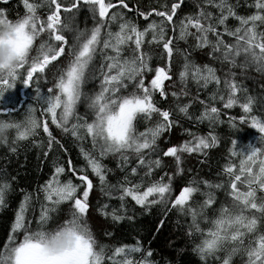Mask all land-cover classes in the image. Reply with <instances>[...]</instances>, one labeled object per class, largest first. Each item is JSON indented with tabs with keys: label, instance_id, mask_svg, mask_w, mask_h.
Here are the masks:
<instances>
[{
	"label": "snow or ice",
	"instance_id": "1",
	"mask_svg": "<svg viewBox=\"0 0 264 264\" xmlns=\"http://www.w3.org/2000/svg\"><path fill=\"white\" fill-rule=\"evenodd\" d=\"M183 3L163 0L155 6L137 3L132 8L128 0H23L24 12L15 19L9 18L7 7H0V25L13 32L24 30L28 37L27 49L19 55L15 69L0 73V98L17 83L34 93L33 102L22 110L0 109V126L9 129L0 145L15 153L20 142L33 138L31 143L49 156L54 148L63 147L61 135L91 143L90 150L81 147L83 166L77 168L71 161L53 165L51 179L41 186L43 199L37 197L40 212L34 226L24 215L31 195H24L7 242L0 247V264H12L16 246L29 233L43 235L56 229L59 234L87 228L89 195L94 187L88 169L98 178L101 192L121 202L111 212L102 205L104 214L113 220L119 221L127 213L126 198L142 210L161 205L164 214L173 210L185 217V235L202 264L209 260L212 264H264V92L247 94L239 81L251 73L264 78V0H253L250 7L255 10L247 15L237 13L230 0H198L191 13L181 17L177 10H183ZM129 14L142 17L144 24ZM80 15L91 17L90 27L80 25ZM229 17L233 18L231 25ZM189 36L209 59L194 62L185 50L182 66L173 71L174 53L181 51L178 42H187ZM157 49L165 56L153 67L150 58L159 54ZM237 68L239 73L233 71ZM218 72L224 74L223 82ZM177 76L184 85L179 90L174 88ZM189 79L199 87L217 86L209 103L200 100L204 107L195 116L197 121L207 120L211 126L219 120L220 110L212 103L218 98L224 108L238 104L244 113L238 119L250 120L249 128L259 133L258 143L245 149L236 138L230 140L229 160L215 183L190 178L181 156L211 148L218 142L215 135L210 133L209 140L190 132L192 140L183 144H161L163 134L179 123L176 113L193 118L189 112L193 101L178 100L189 96ZM169 92L168 103L175 104V109L164 106ZM117 103L128 106V118L125 135L114 141L106 138L102 125L109 104ZM49 117L58 131L50 130ZM109 155L120 161L121 176L114 184L108 183V170L102 163ZM165 157L171 158L170 164ZM231 157L238 159V165ZM14 179L0 172V207L14 190ZM216 190H222L224 197L218 198ZM63 203L68 204L64 215L53 216ZM94 243L97 251L91 264H153L151 249H145L141 240L112 247L97 238Z\"/></svg>",
	"mask_w": 264,
	"mask_h": 264
},
{
	"label": "trees",
	"instance_id": "2",
	"mask_svg": "<svg viewBox=\"0 0 264 264\" xmlns=\"http://www.w3.org/2000/svg\"><path fill=\"white\" fill-rule=\"evenodd\" d=\"M128 2L132 8H135L137 3H141L144 6H155L158 3H162L163 0H128ZM197 2L198 0H184L183 10L178 9V14L183 17L191 13ZM230 2L234 6L235 11L240 15H247L255 10L250 7L253 0H230ZM0 7H7L9 9L10 19H15L17 13L23 14L24 12L23 0H8L7 4L3 3V0H0ZM40 11H44V9H40ZM124 11L125 13L128 12L127 9ZM129 15L138 24H144L142 17H136L134 14ZM77 19L82 27L91 26L90 16L85 17L80 15ZM228 23L231 25L233 18L229 17ZM112 27L115 29L117 25L113 24ZM178 44L181 51L174 53L175 59L172 61L173 71L178 72L182 66L185 50H187V54L190 55L194 62L204 63L209 59L204 55L202 49L195 47V38L192 36H189L187 42L179 41ZM152 47L155 48V45ZM157 52L159 54L154 53L150 58V65L153 67L159 64L165 56L162 49H157ZM215 66L219 68L218 62ZM233 71L239 73L240 70L237 68L233 69ZM218 75H221V81L223 82L224 74L218 72ZM174 79H176L175 90H179L180 87L184 86L180 84L178 76L174 77ZM239 81L242 87L247 90V94L257 95L264 92V78L256 73L239 77ZM164 84L167 86L169 81H166ZM220 87L222 88L223 84ZM187 88L189 96H180L178 100L180 102H187L189 99L193 101L189 105V112L193 118L188 119L183 114L176 113V119L179 123H174L172 128L163 134L161 144H183L186 140H192V137L188 135L190 132L196 136L207 137L209 140L211 139L210 133L215 135L218 142L211 148L199 153H181L182 167L187 171L190 178L209 179L215 183L218 179L217 173L225 166L226 161L229 160L228 149L231 147L230 140L236 138L241 149H245L248 145H256L258 143L259 133L255 129L249 128L250 120L245 123L238 119L240 115L244 114L238 104L231 108H224L218 98L212 103L220 110L219 120L211 126L207 120L197 121L195 116L199 115L204 107L200 104V100L205 101L206 104L209 103L217 86L214 83H209L207 88L199 87L189 79L187 81ZM33 94L32 89L26 88L21 83H17L13 89L5 92L3 98H0V109L22 110L33 102ZM238 95L240 94L238 93ZM170 99L169 92L164 106L175 109V104L168 103ZM252 108L253 114H255L256 105L254 104ZM79 111L83 113L84 108L81 106ZM229 121H232L236 127L233 128ZM47 122L50 125V130L58 131L55 125H51L50 117ZM40 138L36 137V139ZM58 138H60L63 147L54 148L49 156H44L42 149L31 143L33 138L20 142L21 146L15 153L9 152L5 145H0V172L15 177L12 182L14 190L8 194L6 204L0 207V247H2L3 243L7 242V235L12 231L11 225L15 222V214L19 211L25 194H30L31 199L28 205H26L24 215L26 219L33 221V226L35 225L34 218L40 212V203L37 197L40 200L43 199L41 186L45 184L46 180L51 179L55 163L65 164L67 161H71L77 168L85 164L80 150L81 147H84L86 151L90 150V140L76 141L71 136L62 135ZM96 155L98 156V153ZM130 159L134 160L135 157H130ZM230 160L236 161L238 165L236 157H231ZM164 161L170 164L171 158L165 157ZM102 163L108 170L106 176L108 183H116L121 176L118 167L120 163L119 159L109 155L102 158ZM87 171L89 179L93 181L94 187L90 190V208L86 218L90 221L89 225L99 242L112 247L122 243L130 244L136 240H141L145 249H151L152 256L150 259L153 261V264H202L199 256L192 251V244L185 235L188 226L185 217L178 216L173 210H169L167 214H164V209L161 205H150L147 207V210H142L140 206L134 205V202H130V198H126L124 203L127 213H122L123 218L115 221L111 215L104 214L105 210L102 208V205H107V211L111 212L112 209L120 207V200L115 197H108L101 192L98 178L91 174L90 169ZM67 175L66 173L61 178L64 179ZM72 178L74 182H77L75 177ZM216 195L218 198H223L224 192L216 190ZM67 207V203L61 204L57 213H53L52 215L63 216L64 210ZM127 215H132L133 219L129 220ZM105 232L111 235L106 236ZM13 234L18 235V233ZM209 264H212L211 260H209Z\"/></svg>",
	"mask_w": 264,
	"mask_h": 264
},
{
	"label": "clouds",
	"instance_id": "3",
	"mask_svg": "<svg viewBox=\"0 0 264 264\" xmlns=\"http://www.w3.org/2000/svg\"><path fill=\"white\" fill-rule=\"evenodd\" d=\"M28 37L24 30L13 32L8 26L0 25V73L7 74L19 63V55L27 49ZM128 106L109 104L103 114L102 128L105 136L119 140L125 135ZM9 129L0 126V139L7 136ZM96 236L90 225L74 231L46 230L43 235L28 234L21 239L13 254L12 264H91L97 251Z\"/></svg>",
	"mask_w": 264,
	"mask_h": 264
},
{
	"label": "water",
	"instance_id": "4",
	"mask_svg": "<svg viewBox=\"0 0 264 264\" xmlns=\"http://www.w3.org/2000/svg\"><path fill=\"white\" fill-rule=\"evenodd\" d=\"M166 81H167V80H166ZM166 81H165V82H166ZM165 82H164V83H165Z\"/></svg>",
	"mask_w": 264,
	"mask_h": 264
}]
</instances>
